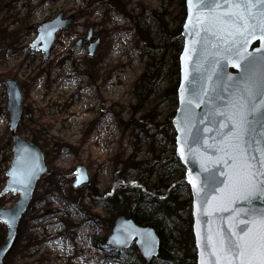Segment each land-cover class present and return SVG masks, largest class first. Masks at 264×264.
Wrapping results in <instances>:
<instances>
[{
    "label": "rangeland",
    "instance_id": "rangeland-1",
    "mask_svg": "<svg viewBox=\"0 0 264 264\" xmlns=\"http://www.w3.org/2000/svg\"><path fill=\"white\" fill-rule=\"evenodd\" d=\"M60 13L75 19L45 58L31 43L39 26ZM179 13L180 0H0V193L13 159L7 78L23 91L18 133L41 148L51 170L39 180L4 264L144 261L136 248L115 251L106 244L120 215L106 194L119 177L124 186L151 185L153 178L169 181L171 173V185L184 171L171 168L175 147L166 132L177 107L167 90L177 82L168 39ZM80 165L91 182L74 188ZM190 197L188 188L181 199ZM18 198L0 194V207L10 208ZM190 215L186 206L182 219ZM6 232L0 222V246Z\"/></svg>",
    "mask_w": 264,
    "mask_h": 264
},
{
    "label": "water",
    "instance_id": "water-1",
    "mask_svg": "<svg viewBox=\"0 0 264 264\" xmlns=\"http://www.w3.org/2000/svg\"><path fill=\"white\" fill-rule=\"evenodd\" d=\"M261 8L264 5L254 3L251 11L257 14ZM185 9L177 107L172 124L175 153L185 169L191 192L196 264H201L202 260L204 264H212L213 256L218 257L219 264H236L232 254L225 250L228 235L249 237L264 233V223L259 219L260 212H264V195L256 190L261 178L251 179L239 158L233 163L235 152L230 147L229 117L234 112L231 102L238 90L243 89L244 82L249 78L259 82L264 78V31L259 27L250 34L249 30H242L246 40L238 39V29L223 20L242 9L231 0L227 5L220 0L212 10L200 9L196 0L191 4L185 0ZM74 19L73 15L64 17L60 13L42 23L31 43L32 51H42L48 58L57 33L67 29ZM213 21L217 22L215 27ZM205 27L210 29L207 36ZM212 31H216L215 37ZM91 35L90 32L88 39ZM99 43L98 38L89 46L90 55H94ZM4 85L14 156L1 195L13 192L19 194V199L11 208L0 207V222L8 228L6 242L0 246V264H4L13 249L18 225L39 179L51 173L41 148L18 133L23 115V91L19 82L7 78ZM90 180L88 168L78 166L74 187L89 185ZM106 243L118 251L134 244L147 263L153 262L161 252V239L156 230L124 215L115 219Z\"/></svg>",
    "mask_w": 264,
    "mask_h": 264
},
{
    "label": "trees",
    "instance_id": "trees-1",
    "mask_svg": "<svg viewBox=\"0 0 264 264\" xmlns=\"http://www.w3.org/2000/svg\"><path fill=\"white\" fill-rule=\"evenodd\" d=\"M178 16H181V22L177 23V26L171 30L168 39L172 52L176 54L172 55L170 61H172V68L174 67L173 72L177 75V82L175 85L168 87L167 90L176 105L179 83V54L182 48V25L186 16L185 0H180V13ZM172 68L171 70H173ZM145 77L146 75H143L142 79ZM150 79L151 77H149ZM167 122L166 132L170 134V137L172 134L170 142L174 146L175 135L172 121L168 120ZM159 126V124L156 125L157 128ZM168 134H165V136L168 137ZM168 160L172 163H170L171 168L173 167L175 171L177 168H181L174 150L173 157ZM119 172H123V169L119 170ZM165 174L166 170L163 172V175ZM167 175L170 176L169 181L164 180L163 177L153 178V184L151 185H148V182L144 184L132 182L124 186L120 182L119 177L112 190L107 192L106 201L116 204L120 208V215L132 217L139 225L153 227L158 232L161 238V253L159 257L152 263L143 261L139 262V264H196V249L191 231V215L188 221L183 220L181 216L186 206L191 208V198L187 200L181 199L183 192L188 189L185 173L182 171V175L178 177L179 180L171 185L169 184L174 179V176L171 173ZM121 178L127 180V175L122 174ZM125 187H128V189L131 187L132 191ZM136 188H139V191L133 190ZM168 228H171L170 236L166 237L164 236V231L168 230Z\"/></svg>",
    "mask_w": 264,
    "mask_h": 264
},
{
    "label": "snow or ice",
    "instance_id": "snow-or-ice-1",
    "mask_svg": "<svg viewBox=\"0 0 264 264\" xmlns=\"http://www.w3.org/2000/svg\"><path fill=\"white\" fill-rule=\"evenodd\" d=\"M188 2L191 4L193 0H188ZM218 2L220 0H196L200 9L206 10H212ZM222 2L227 5L229 0H222ZM231 2L242 6V9L223 17V20L230 22L238 29L236 33L238 39L246 40L242 30H249L250 34L256 27H259L261 31H264V8L258 9L257 14L251 11L254 3L264 5V0H231ZM197 23H200L199 19ZM216 23L213 21L212 26L215 27ZM209 30V27L204 28L206 36ZM216 35V31H212V36ZM241 47L244 45L242 44ZM231 107L234 112L229 117L231 125L229 133L232 139L230 147L235 152L232 158L233 163L239 158L251 179L261 178L256 190L264 195V78L259 82L251 78L247 79L243 89L238 90L235 100L231 102ZM195 142L197 140L194 136L193 143ZM259 219L264 223V212H260ZM241 231L245 230L241 229ZM206 247L209 246L206 244ZM225 250L232 254V259L236 261V264H264V233L249 237L230 233ZM201 264H204L203 260ZM212 264H219L218 257L213 256Z\"/></svg>",
    "mask_w": 264,
    "mask_h": 264
}]
</instances>
